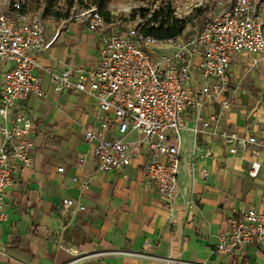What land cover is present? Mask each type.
Returning <instances> with one entry per match:
<instances>
[{
  "label": "built area",
  "instance_id": "1",
  "mask_svg": "<svg viewBox=\"0 0 264 264\" xmlns=\"http://www.w3.org/2000/svg\"><path fill=\"white\" fill-rule=\"evenodd\" d=\"M216 6L194 35L163 41L140 34L141 25L122 32L106 22L98 5L84 7L68 20L77 19L100 35L94 63L67 64L60 71L45 68L52 91L88 94L95 102L96 125L84 132L89 150L78 156L76 167L88 155L98 171L124 169L139 161L172 226L194 204L178 186L183 131L192 133L195 147L197 139H213L247 164L250 177H257L262 167L264 135L232 128L225 117L238 93L245 92L241 79L230 84L232 59L247 56L246 73L264 61V3L218 0ZM52 42L46 39L41 14L26 12L20 0L12 1L10 11L0 12V223L8 220L5 191L15 171L32 167L34 123L18 105L30 95L47 97L35 70L43 68L39 58L49 53ZM208 105L216 109L204 117ZM189 113L193 119L187 125ZM72 180L84 190L91 175ZM74 201L63 198L61 211H68ZM77 208L84 210L82 204ZM247 245L264 249V210L249 208L230 219L216 234L213 252L225 264Z\"/></svg>",
  "mask_w": 264,
  "mask_h": 264
},
{
  "label": "crops",
  "instance_id": "2",
  "mask_svg": "<svg viewBox=\"0 0 264 264\" xmlns=\"http://www.w3.org/2000/svg\"><path fill=\"white\" fill-rule=\"evenodd\" d=\"M83 26L71 19L46 27V39L53 42L49 53L39 58L43 68L35 74L47 97L30 95L18 105L33 120L35 145L32 167L17 169L5 191L10 206L8 220L0 223V264H223L213 252L216 234L243 211L264 210V152L261 170L253 178L245 162L213 139H197L195 147L192 133L183 131L178 186L194 204L183 210L175 226L155 188L145 181L139 161L124 169L98 171L88 155L77 168L78 156L89 150L85 129L96 125L95 102L88 94L52 91L45 68L60 71L67 64L94 63L100 35L92 31L86 36ZM248 61L238 55L230 64V84L241 79L245 92L238 93L225 122L264 135V78L254 76L257 69L264 71V61L246 73ZM215 109L206 106L203 116ZM192 119L189 113L187 125ZM83 174H90L91 180L80 190L72 178ZM66 197L75 201L62 212ZM225 264H264V249L244 246Z\"/></svg>",
  "mask_w": 264,
  "mask_h": 264
},
{
  "label": "rangeland",
  "instance_id": "3",
  "mask_svg": "<svg viewBox=\"0 0 264 264\" xmlns=\"http://www.w3.org/2000/svg\"><path fill=\"white\" fill-rule=\"evenodd\" d=\"M13 0H0V12H7L11 9ZM26 12L41 14L47 29L56 28L61 22L77 14L82 8L91 6L90 0H20ZM218 0H111L103 5V10L109 13L110 23L125 32L127 28L135 25H142L151 15L154 9L169 6L174 17L184 19L186 28L183 38L194 35L201 22L205 19L208 12L217 11ZM264 2V0H262ZM54 12L68 13L67 18L57 19L53 16ZM84 23H82L83 26ZM86 36L91 35L92 31L82 27ZM262 75L258 69L254 76ZM248 78V77H246ZM248 80V79H246ZM249 82V80H248ZM264 95V94H263ZM84 98V97H83ZM89 98V97H85ZM84 98V99H85Z\"/></svg>",
  "mask_w": 264,
  "mask_h": 264
},
{
  "label": "trees",
  "instance_id": "4",
  "mask_svg": "<svg viewBox=\"0 0 264 264\" xmlns=\"http://www.w3.org/2000/svg\"><path fill=\"white\" fill-rule=\"evenodd\" d=\"M109 1L111 0H90L92 5H98L99 12L106 22L110 21V16L108 12L103 10V5ZM53 16L57 19H64L67 18L68 13L54 12ZM185 28L186 21L174 17L171 8L167 5L154 9L138 32L144 36H151L156 40L163 41L183 36Z\"/></svg>",
  "mask_w": 264,
  "mask_h": 264
}]
</instances>
